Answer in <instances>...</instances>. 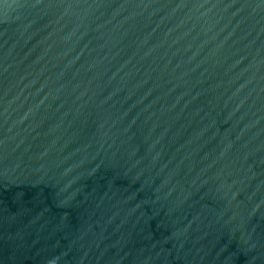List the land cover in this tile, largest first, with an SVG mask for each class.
<instances>
[{
    "label": "water",
    "instance_id": "obj_1",
    "mask_svg": "<svg viewBox=\"0 0 264 264\" xmlns=\"http://www.w3.org/2000/svg\"><path fill=\"white\" fill-rule=\"evenodd\" d=\"M0 264H264V0H0Z\"/></svg>",
    "mask_w": 264,
    "mask_h": 264
}]
</instances>
